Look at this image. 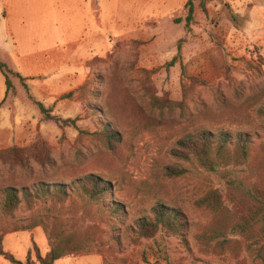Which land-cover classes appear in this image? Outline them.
Instances as JSON below:
<instances>
[{"label":"rangeland","instance_id":"obj_1","mask_svg":"<svg viewBox=\"0 0 264 264\" xmlns=\"http://www.w3.org/2000/svg\"><path fill=\"white\" fill-rule=\"evenodd\" d=\"M65 1L41 0L33 11L31 0L30 17H44L48 27L56 26L58 17L63 30L69 24L63 19ZM103 2L109 9L100 8L93 25L106 33L105 41L95 45L94 53L88 52L84 68L74 59L61 66L60 82L51 92L63 94L61 101L32 102L19 77L11 90L15 102L7 101L0 108V124L15 143L0 149V192L9 186L32 189L38 183L70 184L94 173L112 179L116 196L104 199L106 206L101 208L73 193L69 200L44 201L14 217L0 214L4 248L23 262L34 244L45 256L51 245L44 228L23 229L56 217L79 240L83 232L98 229L102 241H111L113 253L109 254L108 245L95 244L91 252L55 264H264L242 236L230 234L225 246L198 239L220 218L197 204L206 193L217 190L233 222L239 213L230 199L231 179L264 186V56L260 49L241 44V52H236L232 21L238 24L239 20L230 2L222 6V0H197L192 5L188 1L185 8L169 6V0ZM190 8L193 19L186 27ZM103 18L104 28L99 27ZM179 19L182 23H177ZM77 82L78 88L69 91ZM34 83L28 84L33 87ZM39 104L57 120L45 117ZM106 128L114 132L113 142L107 139ZM198 129L229 135L234 146L246 136L249 162L214 172L182 163L189 172L166 177L165 168L178 163L171 156L175 142ZM13 147L21 152L9 151ZM114 198L126 205V217L109 216ZM157 199L179 213L184 229L180 236L162 230L154 239L135 244V222L148 214ZM0 264L9 263L0 258Z\"/></svg>","mask_w":264,"mask_h":264},{"label":"trees","instance_id":"obj_2","mask_svg":"<svg viewBox=\"0 0 264 264\" xmlns=\"http://www.w3.org/2000/svg\"><path fill=\"white\" fill-rule=\"evenodd\" d=\"M194 1L197 0H189L188 5H192ZM193 14L194 10L190 8L186 19V27L192 21ZM177 23H182V20L179 19ZM176 62L177 58L171 64L173 65ZM0 71L6 79L8 94L12 90L11 76L14 74L1 62ZM39 106L45 117H48L49 120L54 119V117H49L50 111L48 109L41 104ZM104 131L107 139L113 142L116 138L114 132L111 133L108 128ZM245 138L247 137L245 136ZM245 138L234 146V141L229 135H218L205 129H198L175 142L171 150V156L178 163L166 167L164 175L168 178L185 175L189 170L181 166L182 163H188L194 167L213 172L219 167H228L231 164L245 165L251 157L249 141L248 138ZM9 151L17 153L21 152V149L13 147ZM230 186L232 190L230 199L233 202V209L239 213L238 219L231 221L232 213L224 205L219 191H209L197 201V204L209 209L214 217H218L220 220L216 222L213 228L198 236V239L204 240L207 245L215 242L219 246H225L229 235L236 234L242 236L246 240L248 248L264 261V186H247L244 181L236 179H231ZM114 188L111 178L94 173L76 179L70 184L38 183L32 189L9 186L0 192V214L4 218L14 217L20 211H33L39 203L44 201L64 202L69 200L73 193H76L87 203L101 208L106 206L104 205V199L109 196H116ZM108 210L110 211L109 216L114 219H118L117 217L121 219L120 216L126 217L128 215L126 205L115 198ZM147 212L148 214L143 215L135 222L132 239L135 244L142 240L154 239L162 230L173 236L181 235L184 225L181 223L180 215L166 201L157 199ZM52 220L53 222L40 220L23 229V231H29L38 226L44 228L51 245L50 251L45 256L41 254L39 247L34 244L27 255L26 261L18 260L4 248L3 235L5 231H3L0 234V258L6 260L9 264H55L62 258L78 257L89 253L95 244L104 247L108 245L109 254L113 253L110 246L111 241H102L101 237L98 236V229H94L93 233L91 230L83 232L82 238L79 240L76 238V232L68 230L67 226L57 220L56 217ZM107 220L112 222V219L107 218ZM93 224L94 227H99L96 223ZM108 228H110V223ZM98 253L101 254L100 251ZM104 264L108 263L104 261Z\"/></svg>","mask_w":264,"mask_h":264},{"label":"crops","instance_id":"obj_3","mask_svg":"<svg viewBox=\"0 0 264 264\" xmlns=\"http://www.w3.org/2000/svg\"><path fill=\"white\" fill-rule=\"evenodd\" d=\"M30 1L0 0V62L14 74L11 78L12 89H16L15 81L21 77L19 80L27 87L32 102L42 103L41 99H54L58 103L63 94L58 96L51 92L57 89L60 82L57 77L61 66L69 59H74L81 62L80 68H84L82 61L88 59V52L94 53L97 49L95 45L103 44L106 37L103 30L94 28L96 13L101 12L102 7L109 9V6L103 0H70L69 3L66 0L62 4L63 19H67L69 24H65L62 30L63 24L58 23V17L55 21L57 27H48L44 17H30L32 4L35 8L41 0H32L31 5ZM148 1L152 3L153 0ZM188 1L169 0L168 4L185 8ZM226 2H230L232 9L236 10L237 21L239 20L238 24L232 21L235 32L231 34V39L236 45V52H241V44L254 45L264 56V0H245L241 4L240 0H222V6ZM108 24L109 21L106 22V27ZM104 26L103 18L99 27ZM30 82H35L33 87L28 84ZM78 86L77 82L69 91L76 90ZM11 92L7 94L6 79L1 72L0 108L7 101L15 102ZM6 130L5 125L0 124V149L15 145ZM19 136L20 140L24 139L21 133Z\"/></svg>","mask_w":264,"mask_h":264}]
</instances>
